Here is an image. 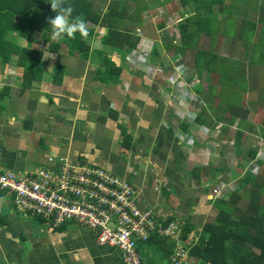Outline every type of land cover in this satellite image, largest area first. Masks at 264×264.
<instances>
[{
    "label": "crops",
    "instance_id": "0c3cea01",
    "mask_svg": "<svg viewBox=\"0 0 264 264\" xmlns=\"http://www.w3.org/2000/svg\"><path fill=\"white\" fill-rule=\"evenodd\" d=\"M129 13L132 14L131 10ZM132 17L136 18V14ZM123 23L128 28L121 27ZM139 26L137 20L126 16L117 27L143 40ZM154 28L156 31L157 25ZM100 32L104 34V29ZM150 39L153 45L164 46L155 35ZM178 39L179 33L176 42ZM106 49L101 53L117 56V61L122 62L117 52ZM96 51L90 48L87 59L74 54L68 55L67 60L55 61L52 70L55 71L57 64L62 67L60 82L54 83L53 73L48 75V72H45L48 78L42 77L25 90L17 83L0 80V89L10 88L9 96L2 101L6 108L0 113V168L18 176L45 169L56 172L58 166L49 162L50 157H65L72 165L101 167L134 185L139 207L151 209L165 222L189 220L194 229L182 241L193 247L204 224L212 222L220 211L209 206L208 199L213 194L209 186L213 184L206 181L212 180L210 174L205 175L204 182L201 176L192 178L187 170L188 153L184 150L190 148L184 142V135H193L191 129L197 126L192 120L188 133L182 130L180 134L175 133L177 124L171 122L174 111L167 105L166 83L141 76L139 73L145 71L137 62L128 66L126 59L121 69H128L105 77L106 81L97 78L96 68L105 70L107 66L99 53L94 57L96 64L91 62V55ZM64 53L69 54L66 49ZM64 53L62 50V58ZM241 55L244 61L236 76L244 89L239 94L244 107L249 109V119L257 97L264 99V83L257 74L259 71L256 72L264 66L250 62L249 49ZM114 59L109 60L120 66ZM243 68L249 73L243 74ZM129 80H135L136 85L126 90L123 85ZM181 135L183 142L179 140ZM206 135L202 137L205 139ZM204 146L210 147L208 143ZM261 154L264 158V152ZM219 155H222L220 151ZM222 174L216 180L220 178V184L224 185L230 180ZM14 208L11 197L0 195V264H124L119 250L99 245L95 234L84 226L72 220L56 223L51 218L30 216ZM163 248L156 249L155 258L150 246L137 247L144 264H170V256L162 257ZM252 251L258 253L255 248ZM191 261V264H202L193 258Z\"/></svg>",
    "mask_w": 264,
    "mask_h": 264
},
{
    "label": "trees",
    "instance_id": "16d2710c",
    "mask_svg": "<svg viewBox=\"0 0 264 264\" xmlns=\"http://www.w3.org/2000/svg\"><path fill=\"white\" fill-rule=\"evenodd\" d=\"M163 1L167 2V0ZM207 1L209 4L204 6L202 4L198 5V0H192L191 8L194 10H191V15L180 19L178 22V44L170 40L163 43V49L166 53L178 57L173 60V65L175 60H178V67H183V65L191 67L198 81L203 76L205 79L208 77L209 83L205 88L200 82L196 84L190 82L196 79L194 74L187 78L188 81L190 80L189 83H191L188 89L193 93L194 101L199 104L193 123L196 124L197 129L208 128L207 135L204 131L200 133L201 136L206 135L207 138L201 144L195 141V145L204 148V143L214 146V144L223 142L225 143L224 147H230L229 144H231L230 148L238 153L237 148L245 141V135L248 133L256 134L258 141H264V121L261 125L250 124L251 122L248 121L249 109L244 107L239 94L240 90L244 89L240 85V78L236 76V73L244 55L242 57V55H235L232 52L237 45L242 50V54L249 48V50L254 48L250 41L252 39L251 35L255 31H258L264 40V0H253L254 2L252 3L251 0H245L247 4L244 9H240V12L247 11L246 15L241 12L245 18L244 20H248L251 15L254 17L258 16V20L253 24V27H250V23L244 22V20L239 26H235L237 33L229 41L231 53L227 55H221L216 51H208L202 48V44H204L203 35L214 33L210 26H206L208 22L212 24V20L218 21L213 16L211 5L220 4L218 6L220 11H226L225 22L228 20V27L232 25L233 17L235 20L236 17L230 11L231 8H227V6L231 5L227 0L226 3L224 0ZM179 2L182 3L180 6L182 5L181 7L186 9L187 0H180ZM65 3L72 6L73 15H82L87 21L88 35L86 37H81L77 33L73 38L50 39L46 32L49 27L47 21L54 17L55 13L52 11L48 0H0V68L2 70L4 65L15 59L16 66L23 69L20 84L23 90L30 88L34 85V82L41 79L43 63L40 61V56L42 55V50H34L30 46L35 40L34 32L36 30L41 31L39 39L49 43L48 49L51 52H59L62 45L67 52L75 54L82 59L88 58L90 48H94L97 51L100 50V52L108 48L117 52L122 62H125L128 58L127 56L137 49L140 37L134 35L133 32L121 31L117 26L120 20L126 16L132 20H137V23L141 26V21H143L140 16L141 12L147 9L148 6L144 0H65ZM253 3L254 7L251 6ZM134 6L138 7L137 11L130 14L129 11ZM248 8H251V10ZM185 11L184 14H187V10ZM138 12L139 14L137 15ZM134 14H136V18L132 17ZM221 15L217 16L223 19L224 17ZM17 16L20 18V22L14 20ZM161 28H163V25L158 24L157 29ZM102 29H104V34L100 32ZM244 30L245 33L242 34ZM218 31L220 32L219 28ZM221 32L225 35L222 30ZM7 33L10 34L9 38L6 37ZM22 40L25 42L24 46L21 45ZM89 40H91L92 45L97 43L98 45L92 46L88 44ZM150 51L152 53L150 61L155 63L153 65L161 67V64H165L163 61L157 60V58L160 59L163 52L160 47L153 45ZM102 54L99 53V56L101 57ZM245 56H247V53ZM259 56L261 64L258 65L263 66V50L259 52ZM249 57L251 58L250 55ZM138 59L142 60L137 58L136 62ZM104 65L107 66V69L97 70V78L102 81H106L105 77L113 76V73L118 74L127 68L121 69V66L117 67L107 58H104ZM148 65L149 63H145V66ZM61 68V65L57 64L54 74L51 75L54 83L61 81ZM145 77L148 78V76ZM9 92L10 88L8 86L0 89V113L5 108V104H2V101L9 96ZM234 126H237V129L231 135L232 131H228L233 129ZM246 126H248L249 130L247 133L244 131ZM180 127L183 132L188 133L189 123L182 121ZM215 132L224 135L226 138H216ZM256 153L257 147H248L241 159L261 165L262 161L255 158ZM209 166L212 165H208L206 174H210L212 178L216 177V174L220 173L218 167H215L214 172H209ZM194 172L195 174L198 173V178L201 167L194 168ZM239 179L238 186L231 192L228 190L229 185H227L228 194L226 195H228V199L217 200L216 206L220 210L219 213H217L212 222L204 224L196 242L197 244L190 250L191 258L198 260L202 264H264V203H260L262 195H264V185L248 171L243 173ZM216 181L220 183L222 180L218 178ZM215 182L212 180L213 185L209 186L212 192L217 187V183L214 185ZM248 184H251L249 187L250 201L246 208L239 210L238 207L233 205L240 202L241 191L243 189L246 191ZM109 187L111 188L112 186L109 185ZM234 215H236V219L231 218ZM193 229V224L189 220L185 221L180 238L186 241L187 235ZM169 242L170 240L168 239L152 234L146 242L138 243L137 247L138 245L144 247L153 245L155 249L165 247L163 248L162 257L167 259L171 255L174 246L172 241L171 244ZM253 248L258 253H254L252 251ZM141 262L144 264L142 258Z\"/></svg>",
    "mask_w": 264,
    "mask_h": 264
},
{
    "label": "rangeland",
    "instance_id": "374dc122",
    "mask_svg": "<svg viewBox=\"0 0 264 264\" xmlns=\"http://www.w3.org/2000/svg\"><path fill=\"white\" fill-rule=\"evenodd\" d=\"M179 1L180 0H167V2L163 0H144V2L148 4V6H147V9L141 12V16L143 17L142 19L144 20V22L142 23L141 26H139L142 32V33L140 32L139 33L140 35L144 36V39L143 40L141 39L139 41L136 51H133L131 54L127 56L128 57L127 62L130 63L128 66L136 63L137 58H141L143 61L138 59L137 62L140 65L145 67V68L143 67V71H145L143 75L151 77L152 79L156 78L158 80H161V83H166V85L164 86L165 87L164 91H167V94L169 97L167 98L166 96V98L169 99L167 105L168 107L172 108L174 111L171 115L172 117L171 122L174 124H177L175 125L176 134L181 133V127L179 123H181L182 121H186L187 123H189V125H192L191 121L194 119L195 115L197 114V110L199 109L198 108L199 104L194 101L193 93L188 89V86L191 85V83L196 84L197 82H200L205 88L207 87L209 83L208 77H206L205 79L204 76L200 78L198 81L191 67H186V66L178 67V63H179L178 60H175L174 62L175 67H174L173 60L178 57L173 56L172 54L166 53L163 47L162 46L160 47L158 43H157V46L160 47L163 50V52L161 54L160 59L157 58V60L163 61L165 64L164 65L161 64L160 65L162 67L161 68L158 65H153L155 63L153 61H150V56L152 54L150 51V48L153 46V42L150 39L151 35H155L157 37L156 40H158L161 45L162 43L166 41H170V40L173 43L178 44V42H176L177 41L176 38L178 37L179 27L177 26L175 27V24L178 25V22L180 19H184L185 17L190 16L191 10H194L191 8L192 0H187L186 9L184 7L182 8L181 7L182 5L180 6V4L182 3ZM224 1L225 3L228 1L229 4H231L227 6V8H231L230 11L233 12V15L236 17V20L233 17V23L232 25L228 27V24H229L228 20H226L225 22V17L227 16L225 14L226 11H220L218 7L220 4L211 5L210 8H212L213 10V16L214 18H217L218 21L216 22L212 20L211 22L212 24H210L209 22L207 23L206 26L207 27L210 26L211 30L215 32L212 33L211 35H203L204 44H202V48H205L208 51H216L218 54H221V55H227L231 53L229 41L230 39L234 38V35H236L237 33L235 26H239L241 22H243V20L245 19L243 15L247 14V11H244V12L241 11L243 15L240 12V9H244L245 5L247 4L245 0H227V1L224 0ZM252 2L254 1L251 0V3ZM200 4L206 6L209 3L207 0H198V5ZM251 6L254 7V3L251 4ZM137 8H138L137 6L132 7L131 12L136 13ZM248 9L251 10V8H248ZM185 10H187L189 14L188 13L184 14V12H186ZM222 13L224 14L221 15ZM217 15L218 16L221 15L224 18L221 19ZM248 18L249 19L244 20V22H249L250 27H253V24L258 20V16L254 17L251 15ZM14 20L16 22H20V18L18 16L15 17ZM160 23L163 24V28L157 29L155 31L154 27ZM120 26L128 28L126 23H123ZM218 28L220 32L218 31ZM221 30L225 33V35L222 34ZM243 33H245V30L242 32V34ZM40 36H41V31L36 30L34 32L35 40L31 43L30 46L34 50L36 49L42 50V55L40 56V61L43 63L41 78L42 77L48 78L45 72H48V75H50V73L54 74L55 71L52 70V67L55 61L57 60L61 61V59L67 60L69 57L66 53H64V49H63L64 47L62 45L60 46L59 53L51 52L48 49L49 43L43 42L42 40H40L39 39ZM6 37L9 38L10 34L7 33ZM251 38L252 39L250 41V44L254 46V48L256 49L254 48L251 49L252 56L249 60L251 63L261 64V62H259V59H261L259 56V52L261 50L264 51V40L262 39L258 31H255L251 35ZM90 43H91V40L88 41V44ZM21 45L22 46L25 45V42L23 40L21 42ZM138 47H141V48L137 52ZM62 50L64 53L63 58L60 56ZM106 50L110 51L109 49H106ZM232 52L235 55L241 56L242 50L239 48V45H237V47ZM98 53H101L100 50L99 52L96 51L95 54L91 55V59H92L91 62H93L94 65L96 64V62L94 61V57H96ZM107 54L108 56L106 54H103V55L107 56V58L110 60L116 58L114 59L115 62L120 66L123 65L122 62L119 63L117 61L119 60L117 59V56H112V54H109V53ZM103 55L100 57V59L104 61L105 57ZM69 56H74V54L69 53ZM243 61L244 59H241V62ZM145 63H149V65L145 66ZM262 65L264 66V60H262ZM243 66H247V65L243 64ZM96 69L98 70V68ZM171 72H173V74H171ZM242 72L243 74H246V73H249V70L243 68ZM256 72L257 74L261 75V79L263 80V83H264V68L262 67L261 69L256 70ZM22 74H23V69L16 66L15 59H13V61L4 65V68L0 71V80L1 82L4 81V83L7 81H11V83H17V85L21 87L20 84H21ZM139 74H142V73L140 72ZM193 74H194V77H196V79L192 81L189 80L191 82L189 83L187 78H189ZM249 76H251V74H249ZM36 82H34V84H36ZM134 82L135 80H129V82L125 81L123 86L126 87V90H128V88L131 85L133 87L136 85V84L134 85ZM170 108H168V110L171 112L172 110ZM250 111H251V115H250V118L248 119V121L251 122L250 124L261 125L264 121V99L263 98L258 99L257 97V100L255 101V106L254 108H251ZM164 114L166 115V113ZM245 125L247 124L245 123ZM202 128L199 129L198 131L199 134L196 133L197 129L195 127H193L194 130L191 129L193 131L192 133L195 138L194 141H197L198 144L204 141V138L200 135ZM206 129L208 128L206 127ZM235 129H237V126H234L233 129H230L228 132L232 131L231 135H233ZM244 131L245 133L249 132L248 126H246V129ZM214 135L216 138H220V139L226 138L224 135L220 133L218 134L217 132H215ZM182 136L183 135L179 136V140L183 142ZM245 136H247V140L243 141L240 147L237 148L238 153H236V150L233 151V149L230 148L231 144H229L230 147H224L225 143L223 142L214 144V146H211L209 144L210 147L203 148L205 151L202 150L201 148L198 149L195 143H193L192 145H189L190 149L184 150L186 153H188L186 157V161L188 162L187 170L192 178L197 177V174H198L197 172H196L197 174H195L194 168L201 167L200 176L203 177L202 180H204L205 182L207 180V177L205 175L208 171V165L211 164L212 166H209V172H214L215 167H218L219 169L218 171H221V173L223 172L225 179L230 180L224 185L217 183L216 177H218L221 173H218L219 175L216 174L217 176L212 178L213 182L216 181L214 185L217 183L216 186L217 185L218 186L217 187L214 186L215 190L213 191V194L210 195L208 199V202L211 200V202H209V206L215 207L217 209L218 208L216 206L217 200H227L228 199V195H226L228 194L227 185H229L228 190L231 192V190L235 189L236 186H238L240 176L243 175V173H245L246 171L256 176L258 178V181L264 185V158L262 154L260 155V152H264V141L262 140L258 141L256 134L248 133ZM176 145H178V142H176ZM204 145H207V143H204ZM248 147H252V148L260 147L257 152L258 155L256 156V159L262 161L261 165H258L255 162H246L244 160H241L242 156L245 154V151L247 150ZM219 151L221 152L222 155H219ZM239 160H241L240 163L238 162ZM238 165L240 166L238 167ZM208 175L209 174H207V176ZM212 180H207L206 182L209 184H212ZM225 185H226V188H221V187H224ZM250 185L251 184H248L246 186V191L244 189L241 191L242 195H241L240 202L233 205V206L238 207L239 210L246 208L250 201V198H249ZM261 200H260V203H264V195H262ZM231 218L236 219V215L232 216ZM207 220H209L208 217H207ZM149 246H150V249L154 253L152 254L153 257L157 258V255L155 254L156 249L154 248L153 245H149Z\"/></svg>",
    "mask_w": 264,
    "mask_h": 264
},
{
    "label": "built area",
    "instance_id": "2783aa9c",
    "mask_svg": "<svg viewBox=\"0 0 264 264\" xmlns=\"http://www.w3.org/2000/svg\"><path fill=\"white\" fill-rule=\"evenodd\" d=\"M185 142H193L190 135ZM49 162L58 166L56 172L17 176L0 168V194L13 195L14 203L30 215L84 226L99 245L119 250L124 264H142L137 244L152 234L173 242L170 264L192 263V246L180 238L185 222H165L151 209L139 207L130 181L96 166L72 165L64 157H50Z\"/></svg>",
    "mask_w": 264,
    "mask_h": 264
},
{
    "label": "clouds",
    "instance_id": "9594fccd",
    "mask_svg": "<svg viewBox=\"0 0 264 264\" xmlns=\"http://www.w3.org/2000/svg\"><path fill=\"white\" fill-rule=\"evenodd\" d=\"M48 3H50L51 9L55 13L54 17L48 19L47 21L49 27L46 32L48 33L50 39L57 40V39H63L65 37L73 38L77 33L81 37H86L88 35L87 21L83 18L82 15H73V8L70 4H66L65 0H48ZM190 136L193 142L187 145H192L193 143H195L194 135L190 134ZM90 166H94V165H90ZM1 196L2 198L6 196L11 197L13 206L17 208V209L14 208V210H16L19 213H25L27 215H30L28 211L22 209L16 203H14L13 195L6 194Z\"/></svg>",
    "mask_w": 264,
    "mask_h": 264
}]
</instances>
